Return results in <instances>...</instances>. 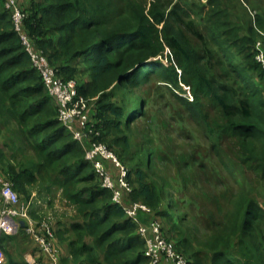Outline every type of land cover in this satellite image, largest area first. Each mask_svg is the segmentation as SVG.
<instances>
[{"label": "trees", "instance_id": "1", "mask_svg": "<svg viewBox=\"0 0 264 264\" xmlns=\"http://www.w3.org/2000/svg\"><path fill=\"white\" fill-rule=\"evenodd\" d=\"M23 8L28 13L26 31L59 74L64 79L77 78L80 70L90 75V80L79 82V94L97 96L98 117L111 116L107 128L115 147H123L122 155L129 150V140L119 134L120 125L128 128L132 119L144 115L143 101L138 102L137 113L126 112L112 101L110 90L138 85L152 71L173 85L178 86L181 79L190 87L191 100L176 95L187 109L186 121L211 142L210 149L236 181L247 174L264 180V90L257 82L264 78V68L248 42L243 43L244 38L234 31L245 30L254 40V25L264 31V7L254 17V25L240 0H40ZM230 15L238 22L227 23ZM0 121L4 126L14 123L21 142L36 154V162L28 165L0 147V172L13 182L19 196L26 193L20 199H29V185L47 179L54 186L62 185L66 197L78 207L82 220L72 225L75 238L68 241L75 262L149 264L137 223L126 218L123 208L112 202V192L96 182L82 146L58 120L56 102L33 67L3 0ZM101 139L113 148L104 139V131ZM146 153L141 143L132 157L130 198L152 208L188 264H264V202L251 193L233 218L225 220L217 198L216 213L207 220L201 215L190 218L151 178L152 163ZM192 161L204 173L209 169L196 157L183 166L190 168ZM189 184L182 182L185 189ZM189 221L207 230L208 244L199 241Z\"/></svg>", "mask_w": 264, "mask_h": 264}, {"label": "rangeland", "instance_id": "2", "mask_svg": "<svg viewBox=\"0 0 264 264\" xmlns=\"http://www.w3.org/2000/svg\"><path fill=\"white\" fill-rule=\"evenodd\" d=\"M201 3H208V0H198ZM240 5L245 6L248 13L252 17V25H254V17L258 13H262L264 7V0H240ZM235 20V17L230 15L226 22L230 23ZM255 27L254 40L245 30L240 28L234 30L238 31L240 36L244 38V42L255 52V44L261 33L258 27ZM160 59V57H159ZM167 62L165 58H161ZM147 79H143L138 85H129L127 88H114L110 90L112 101L117 102L120 106L130 111L137 113L139 101H143L142 109L144 115L137 116L132 119L128 128L124 123H121L119 130L120 135L126 134L129 140V150L124 153L121 146H116L113 143V135L109 134L107 128L111 116L98 117L97 114V96L87 97L90 104L91 113L94 118L102 124L104 131V139L111 145L114 152L120 155L130 166L134 168L132 157L139 151V146L143 143L146 150V157L151 161L152 167L148 173L151 178L157 180L164 187V192L174 199L175 204H179L181 212L190 214V218L195 215H201L206 220L211 214L216 213L215 202L219 198L223 204V213L221 218L228 220L232 219L236 214L237 209L243 202V199L250 195L258 197L262 203L264 202V180H260L255 174H247L244 178L236 181L235 178L226 171L223 163L220 161L218 153L214 149H210L211 142L202 136L200 129L189 124L186 119L189 117L186 107L182 101L178 100L176 95L183 99H192L191 90L188 85L179 79V85H173L165 81L160 74L148 71ZM78 81L85 82L90 80L88 73L79 72ZM257 82L264 90V78L257 79ZM133 118V117H132ZM125 119V118H123ZM0 121V147L9 156L18 157L21 161H28L26 164L31 165L36 162V154L34 150L27 146L26 143L21 142V136L17 132V126L10 122V124H3ZM192 127V128H191ZM67 131V130H66ZM67 133H70L67 131ZM5 142L10 146H5ZM22 144V146H21ZM127 148V149H128ZM85 154V150L82 146ZM143 150V149H141ZM141 152V151H140ZM192 157L198 158L200 161L208 163L209 169L204 173L193 161L190 168L184 167V163L189 161ZM84 158V156H83ZM176 161L179 162L177 165ZM224 173L221 177V173ZM54 179V177H53ZM96 182L97 179H95ZM189 181L188 188H184L183 181ZM254 186L251 188L249 184ZM51 188L52 196L48 197L44 208H39L42 199L31 200L35 212L31 214L34 218L40 219L47 215L53 216L56 224L62 226V230H70L75 222L82 220V215L78 211L76 204L71 202L65 195V188L54 186L50 184L47 179H40L37 183L27 187L28 192L38 191L40 195V188ZM184 188V191L181 189ZM22 199L27 196L25 192H19ZM196 193V195H194ZM46 194H48L46 192ZM192 198L199 201V204L192 201ZM185 200L186 203H183ZM40 201V202H39ZM168 203V201H166ZM183 204V206H182ZM32 212V213H33ZM63 212H67L64 217ZM67 221H66V219ZM66 221V224L63 223ZM193 227L198 231L199 241L203 244H208L210 234L200 224H193ZM56 225V227H57ZM59 227V228H60ZM57 228V232L58 229ZM72 238L75 234L72 230ZM207 249V247H205Z\"/></svg>", "mask_w": 264, "mask_h": 264}, {"label": "built area", "instance_id": "3", "mask_svg": "<svg viewBox=\"0 0 264 264\" xmlns=\"http://www.w3.org/2000/svg\"><path fill=\"white\" fill-rule=\"evenodd\" d=\"M4 7L11 14L15 30L19 33L22 45L30 56L33 67L40 73L44 84L57 106V118L72 134L74 140L85 150L84 159L92 165L93 172L101 187L112 192V202L120 205L126 218L137 223V233L145 241L144 255L149 264H188L187 257L180 252L174 241L164 233L163 221L153 215L152 208L140 200H131L133 186L129 180L130 168L102 138V124L91 113L87 97L79 94L77 78L64 79L59 68L50 63L44 50L38 48L29 36L24 22L28 13L18 0H3ZM255 49L256 59L264 68V31L259 30ZM0 227L7 231L14 230L10 224L22 219L19 225L31 236L41 251L48 254V264H60V251L56 244L54 218H34L31 214V201L22 202L13 182L2 176L0 178ZM40 202V201H39ZM142 215L150 216L146 220ZM5 259L0 247V263ZM33 264H43L35 261Z\"/></svg>", "mask_w": 264, "mask_h": 264}, {"label": "crops", "instance_id": "4", "mask_svg": "<svg viewBox=\"0 0 264 264\" xmlns=\"http://www.w3.org/2000/svg\"><path fill=\"white\" fill-rule=\"evenodd\" d=\"M22 7H30L31 3L34 1L40 0H18ZM80 82V80H79ZM81 83V82H80ZM3 176V173L0 172V178ZM1 190V184H0ZM36 190V189H35ZM33 191L30 194L28 200H22V202H28L33 200V198L39 200L42 199V202L39 205V208H44L45 203L48 201V197L52 196L50 189L41 190L40 195L37 194L38 191ZM46 192L48 194H46ZM42 194V195H41ZM42 197V198H40ZM2 205L0 203V209ZM33 212V211H32ZM31 212V213H32ZM33 212L32 214H34ZM64 217L67 215V212H63ZM147 218V216L142 215V219ZM66 219V218H65ZM22 219H16L10 222L14 230L7 231L6 229L0 227V247L4 251L5 259L0 264H9L10 260H15L21 264H33L35 261H40L43 264L49 263L48 254L40 250L35 240L29 236L23 229L21 223ZM67 221V219H66ZM66 221L63 220V223L66 224ZM54 220V229L56 231V244L60 251V264H78L74 261V257L70 252L68 241L72 239V232L70 230H62L63 225L60 227L57 225ZM60 227V228H59ZM57 228L58 232H57Z\"/></svg>", "mask_w": 264, "mask_h": 264}]
</instances>
